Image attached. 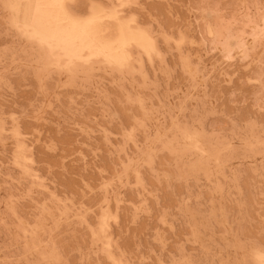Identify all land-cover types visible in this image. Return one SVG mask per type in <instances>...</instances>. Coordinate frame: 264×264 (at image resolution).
Instances as JSON below:
<instances>
[{
	"label": "rangeland",
	"instance_id": "374dc122",
	"mask_svg": "<svg viewBox=\"0 0 264 264\" xmlns=\"http://www.w3.org/2000/svg\"><path fill=\"white\" fill-rule=\"evenodd\" d=\"M121 1L151 41L123 66L69 58L0 8V264H254L264 0L64 2Z\"/></svg>",
	"mask_w": 264,
	"mask_h": 264
},
{
	"label": "snow or ice",
	"instance_id": "6c2138e0",
	"mask_svg": "<svg viewBox=\"0 0 264 264\" xmlns=\"http://www.w3.org/2000/svg\"><path fill=\"white\" fill-rule=\"evenodd\" d=\"M85 12L78 14L72 10V6L66 4L64 0H53V2H47V0H29L28 3L21 4L17 0H4L0 4V8L5 13L17 14L20 9L25 10V24L21 26L16 23L15 16H13L14 26L18 31L22 32L30 39H37L40 37L39 28L44 26L46 10H56V21L59 27L67 32H79L82 35L93 36L98 34L104 27L105 21H112L119 26V35L125 49L124 59L121 61V66L127 61V49L136 43H142L147 41L149 44L151 41L148 38L147 32L139 27H134V19L127 22L121 20L120 9L127 7L125 4L117 6H107L98 2H86ZM31 26L32 31H27V28ZM107 59V57H105ZM67 67H71L68 65ZM48 264V262H45ZM55 264H64V262L56 261ZM185 264H192L191 261H186ZM254 264H264V237H262L260 243L259 255L256 257Z\"/></svg>",
	"mask_w": 264,
	"mask_h": 264
},
{
	"label": "bare ground",
	"instance_id": "6f19581e",
	"mask_svg": "<svg viewBox=\"0 0 264 264\" xmlns=\"http://www.w3.org/2000/svg\"><path fill=\"white\" fill-rule=\"evenodd\" d=\"M19 1L17 0V2H19ZM64 1H67V0H64ZM47 2H53V0H47ZM121 3L124 4L123 1H121ZM56 14H57L56 10H54V9L46 10L44 26H42L38 29L40 32V37L38 38V40L35 39L37 42L38 41L43 42V44L46 43L50 48L61 49L62 53L64 52L69 58H73V59L82 58L81 53L83 51H86L87 52V56H86L87 59L89 57L101 56V57H103V59H105V57H107V59H105V60L109 62V65H110V63H113V62L116 63L121 58L123 60V58L125 56V49H124L123 43L120 39L119 32L113 38H110V37L103 35L102 32H99L98 34H95L93 36L82 35L79 32H67L58 26L57 21H56ZM29 27H30V32H31L32 27L31 26H29ZM136 44L142 48H145L148 45V42L144 41L142 43H136ZM38 45H42V44H38ZM130 47H132V46H130ZM128 49H130V48H128ZM67 56L65 58H68ZM83 58H84V56H83ZM87 59H85L86 62L88 61ZM69 60L70 59H68L67 61H69ZM67 61H65V63ZM77 61H78V59H77ZM108 62H106V63H108ZM56 63H58V62H56ZM119 63H121V61ZM194 149H196V148H194ZM256 255H257V253H256Z\"/></svg>",
	"mask_w": 264,
	"mask_h": 264
}]
</instances>
